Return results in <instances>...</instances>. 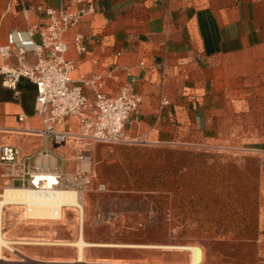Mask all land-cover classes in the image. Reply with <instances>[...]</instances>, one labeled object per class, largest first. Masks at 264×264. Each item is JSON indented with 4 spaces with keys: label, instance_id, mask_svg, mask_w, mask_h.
Returning <instances> with one entry per match:
<instances>
[{
    "label": "crops",
    "instance_id": "1",
    "mask_svg": "<svg viewBox=\"0 0 264 264\" xmlns=\"http://www.w3.org/2000/svg\"><path fill=\"white\" fill-rule=\"evenodd\" d=\"M72 1L0 0V44L31 49L40 38L28 33L44 23L37 7ZM78 1L75 12L89 0ZM92 1L94 11L65 36L72 78L100 75L106 94L131 84L142 96L124 130L128 141L187 144L198 135L207 143L247 129L253 151L264 155V0ZM77 35L84 54L76 50ZM26 60L36 57L27 53ZM16 64L14 56H0V66ZM2 81L0 75V149L13 146L34 165L64 171L78 145L57 146L40 133L32 81L21 78L16 91Z\"/></svg>",
    "mask_w": 264,
    "mask_h": 264
},
{
    "label": "rangeland",
    "instance_id": "2",
    "mask_svg": "<svg viewBox=\"0 0 264 264\" xmlns=\"http://www.w3.org/2000/svg\"><path fill=\"white\" fill-rule=\"evenodd\" d=\"M248 139L245 129L207 143L195 135L187 144L78 146L64 174L86 180L71 184L84 195L83 211L34 219L23 206H5L0 229L10 244L0 264H80L72 246L80 232L93 244L195 246L201 264H264V155ZM190 260L181 250L86 247L81 264Z\"/></svg>",
    "mask_w": 264,
    "mask_h": 264
},
{
    "label": "built area",
    "instance_id": "3",
    "mask_svg": "<svg viewBox=\"0 0 264 264\" xmlns=\"http://www.w3.org/2000/svg\"><path fill=\"white\" fill-rule=\"evenodd\" d=\"M77 1L60 8L37 7L44 23L28 33L31 37L38 35L40 38L39 43L31 49L17 47L13 50L10 45L0 44V56L4 61L13 56L17 60L16 65L0 66L2 84L15 91L21 78H27L35 84V112L43 121L40 133L57 146L74 143L81 147L92 143L130 142L126 139L124 130L132 116L139 112L143 103L142 96L133 91L131 84L123 86L115 95L106 94L100 75L82 76L78 81L72 78L75 62L67 58L68 44L65 36L86 13L94 11L93 1L89 0L86 7L75 12ZM74 44L79 54L86 52L82 35L75 37ZM27 53L35 55V63L27 62ZM87 88L91 91L93 100L85 94ZM85 159L80 157L82 163ZM0 167L3 169L1 178L4 180V187L37 188V174L41 171L55 173L60 185L70 178L76 188L86 182L83 177L68 178L64 171L45 170L34 165L28 157L10 145H4L0 149Z\"/></svg>",
    "mask_w": 264,
    "mask_h": 264
},
{
    "label": "bare ground",
    "instance_id": "4",
    "mask_svg": "<svg viewBox=\"0 0 264 264\" xmlns=\"http://www.w3.org/2000/svg\"><path fill=\"white\" fill-rule=\"evenodd\" d=\"M83 165H90V159L86 158ZM37 188L10 186L0 194V226H2L3 208L7 205L23 206L26 215L34 219H62L66 208L78 207L83 211L85 203L84 195L81 191L73 188L72 178L68 180L69 185L60 186V181L56 174L51 171H41L37 174ZM83 213V212H82ZM83 220V218H81ZM82 225V224H81ZM82 227V226H81ZM83 228V227H82ZM7 241L0 229V259L3 248H9ZM78 248L79 258L76 263H84V250L86 247H128L143 249H172L187 251L190 253L189 264H201L203 253L200 248L195 246H154V245H115V244H93L86 242L80 232L78 240L72 246Z\"/></svg>",
    "mask_w": 264,
    "mask_h": 264
}]
</instances>
